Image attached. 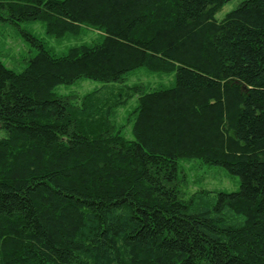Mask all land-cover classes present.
Masks as SVG:
<instances>
[{"label":"trees","instance_id":"1","mask_svg":"<svg viewBox=\"0 0 264 264\" xmlns=\"http://www.w3.org/2000/svg\"><path fill=\"white\" fill-rule=\"evenodd\" d=\"M0 0V264H264V0ZM47 37L89 43L57 54ZM144 70L169 86L127 85ZM102 85L82 97L58 92ZM128 114L132 138L117 125ZM238 177L181 192V161Z\"/></svg>","mask_w":264,"mask_h":264},{"label":"rangeland","instance_id":"2","mask_svg":"<svg viewBox=\"0 0 264 264\" xmlns=\"http://www.w3.org/2000/svg\"><path fill=\"white\" fill-rule=\"evenodd\" d=\"M244 1L246 0H231L217 13L216 20L222 21L228 13L236 10ZM22 27L45 40L47 45L59 55L66 53L72 46L92 42V40L98 37L97 33L88 32L86 36L80 38L57 41L56 39L47 37L44 27L39 23L31 26L22 25ZM32 55V48L22 37L20 30L12 25L0 22V59L5 65L14 71L22 72ZM172 82L173 76L152 74L144 70H139L132 74L126 81L127 85L144 83L151 88L169 86ZM101 85L100 82L82 80L71 86H61L58 92L62 95H71L76 99L92 92ZM136 105L137 100L131 101L127 107L119 109L115 117L116 124L124 128V135L130 139L132 138V125L128 123V114L135 109ZM6 135V132L0 129V139L5 138ZM181 177L183 180L181 192L186 199L202 190L231 193L238 191L240 187L238 177L231 176L221 167L209 166L199 160L181 161Z\"/></svg>","mask_w":264,"mask_h":264}]
</instances>
